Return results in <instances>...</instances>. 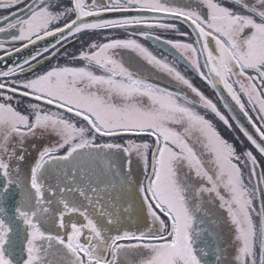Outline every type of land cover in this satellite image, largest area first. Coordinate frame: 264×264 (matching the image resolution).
Instances as JSON below:
<instances>
[{"label": "snow or ice", "instance_id": "snow-or-ice-1", "mask_svg": "<svg viewBox=\"0 0 264 264\" xmlns=\"http://www.w3.org/2000/svg\"><path fill=\"white\" fill-rule=\"evenodd\" d=\"M140 39L222 85L259 140ZM0 64V264H264V0H0Z\"/></svg>", "mask_w": 264, "mask_h": 264}, {"label": "flooded vegetation", "instance_id": "flooded-vegetation-1", "mask_svg": "<svg viewBox=\"0 0 264 264\" xmlns=\"http://www.w3.org/2000/svg\"><path fill=\"white\" fill-rule=\"evenodd\" d=\"M103 2L106 3L107 0H103ZM172 2L176 3V4H180L183 2V0H172ZM157 19H159L161 22H165V23L170 22L165 17H161V18L158 17ZM179 28H180V31L190 32V29L188 28L187 25L181 24V25H179ZM129 31H132V29H129ZM152 31L154 32V34L159 35L162 39H170L173 41L179 40L181 42H191L189 40H186L184 37L179 36L177 32H174L171 30L165 31L163 29H153ZM107 35H111L115 38H125L127 36V33L121 29H111V30L97 31L95 33H89V34L83 35L82 37L83 38L93 37V39H91V40H97V41L103 42L104 37ZM94 37H96L97 39H94ZM81 41H83V40H81ZM84 42H87V40L86 41L84 40ZM140 42L142 44H144V46L147 47L150 51H152L154 55H156L158 57H162V58H167V60L170 63L175 62L178 69L183 74L186 73L187 75L191 76L190 80L194 83V85L196 87H198L208 98L212 99L213 102L217 104V107L221 110V112H223L225 115H228V113L223 108L220 100L216 96L213 88L210 85H208L206 82L201 80L199 78V76L194 72V70L190 69L184 62H182L179 58L175 57L174 54H172V53L164 50L162 47H160L158 42H153L151 40L145 41L143 39H140ZM72 44H70L68 46V47H71V51H69V52H78L80 50L79 47H81V45H78V43H76V42H74ZM124 59L126 61H128L129 64L133 68L139 70L146 78H148L149 82L157 84V83L151 81V79H156V80L165 82V83L175 87V89L166 87L162 84H157L160 87H165L171 91H177V92L187 91L186 89L183 88L182 85L177 84L174 80H172L165 73H164V77H159L158 75L160 74V72H158V71L156 72V75L150 73L149 70L142 71V69L139 68L142 65V63H144L146 66H148V65L144 61L140 60L139 57H136L135 54L125 53ZM69 62H71V61H69ZM245 100H246V98H245ZM201 111L203 112L204 110H201ZM208 115H210V117H209L210 120L214 123V125L216 126L217 130L221 133V135L225 139H227L229 142L234 143L236 145L238 151H241L242 148H250L251 147V145L246 140V138L243 137V135L236 128V124L233 121L230 120V122L233 124L234 130L230 131L220 121H218L212 114L209 113ZM250 115H252L253 118H255V113L250 112ZM257 123H259V122H257ZM236 137H239V140H237ZM240 141H243V146H241ZM256 155H257L258 160H260L262 167H264V158H261L258 153H256Z\"/></svg>", "mask_w": 264, "mask_h": 264}, {"label": "water", "instance_id": "water-1", "mask_svg": "<svg viewBox=\"0 0 264 264\" xmlns=\"http://www.w3.org/2000/svg\"><path fill=\"white\" fill-rule=\"evenodd\" d=\"M133 15H137V14L136 13H123V12H106V13L102 14L101 18L102 19H107V20H117V19L127 18V17L133 16ZM140 15H144V16H148V17H152L153 16V14H151V13H142ZM159 18H161V17H159ZM92 19H94V18H90V21ZM48 41L49 42H54V39L53 38H48ZM43 43L44 42H41V45ZM158 44L164 50L174 54L175 57L179 58L182 62H184L186 64V62L182 58L179 57V53H177L174 49H171L170 46L165 45L163 43H159V42H158ZM7 63L10 65L11 61H8ZM3 67H4V64H0V68H3ZM151 81H153V82H155L157 84H162V85H164L166 87L175 89V87H173V86H171V85H169V84H167L165 82H162V81H159V80H156V79H151ZM213 90H214L216 96L218 97V99L220 100L223 108H224V103L225 102H227L229 104L230 108H232V112L231 113H229L228 110L224 108L225 111L228 113V115L229 116L235 115L237 117V119L239 120V122L250 132V134H253L254 137L257 138V140H259V137L256 135L255 130L251 127V125L248 123L247 119L242 115V113L239 112V109L235 106L234 102L231 101V98L228 96L227 92L223 89V86L219 85L217 89H213ZM220 96H223L224 99L221 100ZM233 122L236 124L235 121H233ZM262 187H264V186H262Z\"/></svg>", "mask_w": 264, "mask_h": 264}, {"label": "rangeland", "instance_id": "rangeland-1", "mask_svg": "<svg viewBox=\"0 0 264 264\" xmlns=\"http://www.w3.org/2000/svg\"><path fill=\"white\" fill-rule=\"evenodd\" d=\"M91 39H93V37H87V38H80V41L81 40H87V41H89V40H91ZM94 39H97L96 37H94ZM80 41H76V43H78V45H81V42ZM73 45V44H72ZM79 49H81V47H79ZM68 51H71V47H68ZM70 60H67V59H65V58H61L60 59V63L61 64H65V63H71V62H69ZM52 63L53 64H55L56 63V61H52ZM47 66V65H46ZM140 69H142V71H147V70H149L150 71V73H152V74H154V75H156V72L158 71V70H156V69H154V68H152L151 66H146L144 63H142V65L139 67ZM158 72H160V71H158ZM186 74V73H185ZM159 77H164V73L163 72H160V74L158 75ZM186 76L189 78V79H191V76H189V75H187L186 74ZM245 99V98H244ZM203 113V112H202ZM210 117V115H208L207 114V118L208 119H210L209 118Z\"/></svg>", "mask_w": 264, "mask_h": 264}]
</instances>
